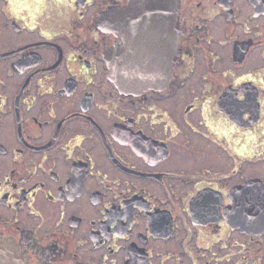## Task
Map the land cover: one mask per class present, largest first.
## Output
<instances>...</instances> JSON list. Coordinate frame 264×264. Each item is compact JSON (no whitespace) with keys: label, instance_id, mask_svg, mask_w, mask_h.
<instances>
[{"label":"flooded vegetation","instance_id":"flooded-vegetation-1","mask_svg":"<svg viewBox=\"0 0 264 264\" xmlns=\"http://www.w3.org/2000/svg\"><path fill=\"white\" fill-rule=\"evenodd\" d=\"M175 6L0 0V241L28 264H264V0ZM112 48L162 76L122 91Z\"/></svg>","mask_w":264,"mask_h":264},{"label":"water","instance_id":"water-1","mask_svg":"<svg viewBox=\"0 0 264 264\" xmlns=\"http://www.w3.org/2000/svg\"><path fill=\"white\" fill-rule=\"evenodd\" d=\"M151 0H129V2H141ZM162 1V0H161ZM160 0H153V2H160ZM165 10L169 11V18L174 25L173 20L176 13V0H164ZM156 7V6H155ZM132 9L133 7L128 6ZM134 9V8H133ZM106 61L110 67L109 77L113 80L119 89L124 92H131L138 90L140 83H149L152 78L161 77L162 72H158L155 68L153 70L141 69V66L133 68L131 65V58L128 57L123 63H117L116 50L112 48L106 55ZM158 81V80H157ZM155 80V82H157ZM0 264H28L27 260L15 246L9 243L0 241Z\"/></svg>","mask_w":264,"mask_h":264},{"label":"bare ground","instance_id":"bare-ground-1","mask_svg":"<svg viewBox=\"0 0 264 264\" xmlns=\"http://www.w3.org/2000/svg\"><path fill=\"white\" fill-rule=\"evenodd\" d=\"M156 79L152 78V81L155 82ZM17 249V248H16ZM18 250V249H17ZM19 251V250H18ZM20 252V251H19ZM21 253V252H20ZM22 254V253H21Z\"/></svg>","mask_w":264,"mask_h":264}]
</instances>
